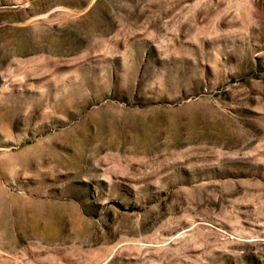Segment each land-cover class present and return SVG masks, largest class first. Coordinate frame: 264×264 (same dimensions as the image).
Returning a JSON list of instances; mask_svg holds the SVG:
<instances>
[{
    "label": "rangeland",
    "instance_id": "rangeland-1",
    "mask_svg": "<svg viewBox=\"0 0 264 264\" xmlns=\"http://www.w3.org/2000/svg\"><path fill=\"white\" fill-rule=\"evenodd\" d=\"M0 264H264V0H0Z\"/></svg>",
    "mask_w": 264,
    "mask_h": 264
}]
</instances>
